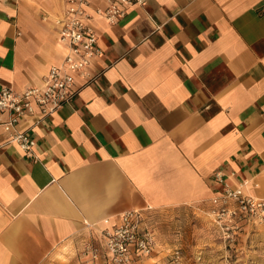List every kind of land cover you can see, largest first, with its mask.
<instances>
[{"label": "crops", "instance_id": "obj_1", "mask_svg": "<svg viewBox=\"0 0 264 264\" xmlns=\"http://www.w3.org/2000/svg\"><path fill=\"white\" fill-rule=\"evenodd\" d=\"M65 7L0 0V88L44 84L65 56L55 25ZM95 28L92 80L53 115L20 121L37 160L0 125V264H85L88 239L103 246L101 222L113 228L130 210L156 240L136 264L181 249L162 232L177 217L178 240L222 245L204 213L223 190L219 171L264 198V0H147ZM262 241L263 228L249 229L234 253L260 254Z\"/></svg>", "mask_w": 264, "mask_h": 264}, {"label": "built area", "instance_id": "obj_2", "mask_svg": "<svg viewBox=\"0 0 264 264\" xmlns=\"http://www.w3.org/2000/svg\"><path fill=\"white\" fill-rule=\"evenodd\" d=\"M147 0H65V10L55 19L59 42L65 49L64 59L53 65L42 86H34L23 91L9 87L0 88V111L9 113L7 121L0 125L8 134L11 143L18 145L23 154L37 160L36 141L20 130L21 119L40 115L47 118L68 104L77 89V82L92 80L89 72L91 63L102 56L95 23L105 20L110 25L118 24L130 9L144 6ZM235 174L216 172L213 181L221 184L220 194L209 200L204 213L217 229L226 249H235L240 240L256 227L264 229V198L253 196L248 182L229 184L228 178L235 180ZM143 213L139 210L124 212L120 222L107 228L110 219L101 222L106 228L101 232L103 246L93 237L83 246L81 254L85 264H136L138 259L150 257L156 247L152 231L143 226ZM181 249L172 253L171 263L181 264Z\"/></svg>", "mask_w": 264, "mask_h": 264}, {"label": "rangeland", "instance_id": "obj_3", "mask_svg": "<svg viewBox=\"0 0 264 264\" xmlns=\"http://www.w3.org/2000/svg\"><path fill=\"white\" fill-rule=\"evenodd\" d=\"M195 217L203 222L202 217ZM190 219L193 220L194 218L190 217ZM178 220L181 219L177 217L171 222H164L162 232L164 236H168L166 237L170 244L181 245L182 257L184 258L181 264H264V252L260 254L257 252L255 254L237 255L234 253V249H226L223 243L220 245L214 239L207 238L206 234L205 236L202 235L200 239H197L193 233H188L185 239L178 240L177 230L180 226ZM203 223L206 225L207 222ZM194 224L192 223V225ZM259 245L260 248H264L263 241ZM171 257L170 259L162 258L156 261H146L144 264H172Z\"/></svg>", "mask_w": 264, "mask_h": 264}]
</instances>
